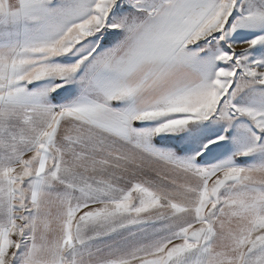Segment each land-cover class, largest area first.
Here are the masks:
<instances>
[{
  "label": "snow or ice",
  "instance_id": "obj_1",
  "mask_svg": "<svg viewBox=\"0 0 264 264\" xmlns=\"http://www.w3.org/2000/svg\"><path fill=\"white\" fill-rule=\"evenodd\" d=\"M0 264H264V0H0Z\"/></svg>",
  "mask_w": 264,
  "mask_h": 264
}]
</instances>
